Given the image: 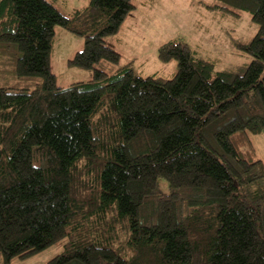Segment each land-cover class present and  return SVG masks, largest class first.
I'll list each match as a JSON object with an SVG mask.
<instances>
[{
  "label": "trees",
  "instance_id": "16d2710c",
  "mask_svg": "<svg viewBox=\"0 0 264 264\" xmlns=\"http://www.w3.org/2000/svg\"><path fill=\"white\" fill-rule=\"evenodd\" d=\"M0 0V255L51 246L48 264H264V0H215L248 13L243 72H215L188 44L158 48L172 78L138 76L106 41L132 0ZM84 38L69 65L93 78L57 85L56 29Z\"/></svg>",
  "mask_w": 264,
  "mask_h": 264
},
{
  "label": "rangeland",
  "instance_id": "374dc122",
  "mask_svg": "<svg viewBox=\"0 0 264 264\" xmlns=\"http://www.w3.org/2000/svg\"><path fill=\"white\" fill-rule=\"evenodd\" d=\"M136 10L124 22L120 32L106 38L122 54L121 65L133 63L138 76L152 75L172 78L177 62L162 63L158 59L159 46L171 40L189 45L200 59L214 64L215 72H243L251 56L236 43H249L258 26L248 13L239 17L214 7L215 0H132ZM52 5L64 16L85 9L89 0H54ZM114 39V41H113ZM84 38L57 28L50 54V69L57 85L68 87L93 78L92 70L75 68L69 61L84 48ZM257 154L264 162V133L252 137ZM62 245L51 246L27 259H13L11 264H48L63 252ZM0 264H4L0 255Z\"/></svg>",
  "mask_w": 264,
  "mask_h": 264
},
{
  "label": "crops",
  "instance_id": "0c3cea01",
  "mask_svg": "<svg viewBox=\"0 0 264 264\" xmlns=\"http://www.w3.org/2000/svg\"><path fill=\"white\" fill-rule=\"evenodd\" d=\"M108 41V44L110 45V46H112L114 49H116V50H118L116 47H114L113 45H112V41L109 39V40H107ZM113 41H114V39H113ZM119 51V50H118Z\"/></svg>",
  "mask_w": 264,
  "mask_h": 264
}]
</instances>
